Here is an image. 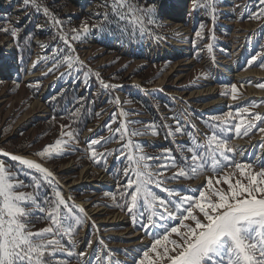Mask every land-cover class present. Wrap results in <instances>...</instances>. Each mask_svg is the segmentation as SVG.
<instances>
[{
  "label": "rangeland",
  "instance_id": "rangeland-1",
  "mask_svg": "<svg viewBox=\"0 0 264 264\" xmlns=\"http://www.w3.org/2000/svg\"><path fill=\"white\" fill-rule=\"evenodd\" d=\"M2 1L8 4L4 6ZM179 1L137 0V3L144 6L154 4L152 18L156 24L149 25V31L130 36L122 31L124 22L118 25L111 8L103 6L105 0H89L86 3L85 0H36V4L41 6L39 11L32 4L25 6L23 0H0V29L18 30L17 37H13L10 32L0 31V42L3 44L7 40L3 37L5 35L9 40L14 38L18 61L14 59L11 68L18 62L16 67L20 70L18 75L0 72V149L8 153L32 155L49 166L55 174L56 190L66 200L85 209L87 218L84 226L77 228L74 233V243L66 235L63 238L57 236L73 253L71 256L61 254L58 257L67 259L68 264H81L82 261L85 264H97L96 255L101 256L100 264H106L104 257L108 253L131 264L132 257L136 255L135 250L148 247L152 242V237L141 230L139 223L133 224L127 207L117 206L125 205L126 200L121 193L125 191L122 186L127 182L122 171L127 165V150L123 147L127 140H120L119 134H116L110 142L102 141L95 146L96 151L103 153V156L95 159L91 157L90 140L100 137L107 139L112 135L107 131L106 125L115 129L122 120H135L140 123L129 124V128L144 131L145 125L154 123L158 126L159 135H138L131 139L142 145L144 153L153 157H160L165 148L172 149V155L180 161L182 153L177 150V145L191 147L189 136L177 133L175 137L165 138L166 129L160 127L167 124L174 131V116L182 118L181 125L187 132H192L199 143L204 142L206 134L211 135L210 129L202 120L205 115H225L232 112L239 116L240 121L255 113L264 117V88L257 86L264 83V68L259 67V57L252 66L247 64L256 52H264V18L244 21L235 16L238 23L235 21L236 25H233L234 31L236 30L235 39H238L222 49H217L223 57L212 52H198L195 59L190 43L191 28L185 27L178 19L169 21L173 15H162L160 12L165 4V8L172 10ZM201 2L204 3L205 0ZM184 3L185 0L183 6ZM190 4L192 7V3ZM188 5L189 2L186 7ZM254 6L253 12L264 7L259 5V0L255 1ZM43 8H47L50 15H45ZM204 11L208 14L209 9L204 7ZM105 12L108 13L107 19L103 16ZM53 16L61 25L54 23ZM20 17L23 18V23H20ZM85 24L88 26L87 32L81 27ZM185 25L188 23L185 22ZM73 30L79 31V40L73 39L76 35ZM246 30L247 33H241ZM38 31L45 32L43 42L35 44L34 38ZM231 32L230 30L229 35L233 38ZM64 37L74 52H70ZM197 41H204V37H197L195 42ZM231 45L234 50H230ZM67 55L78 56L83 64L74 61L73 67L69 68L63 59ZM32 62L44 70L45 74L37 78H27ZM233 65H237V68L232 72L233 75L228 76ZM10 71L7 73H11ZM238 72H248L249 76L239 77L234 74ZM96 73H99V77ZM85 74L87 83L84 82ZM162 78L165 80L160 81ZM69 81L80 83V90L87 91L95 99V118L82 133L75 131L70 118L62 113L65 106H61L58 114H55L48 106L47 98L42 100L41 105L35 103L42 96L45 85L50 84L47 92L50 97ZM104 84L117 87L105 88ZM231 84L237 86V100L231 98ZM209 87L216 89L217 97L225 99L222 106L206 105L210 98L199 91ZM224 92L228 95H223ZM117 97L119 104L112 102ZM143 98L148 102L144 103ZM245 107L249 111L238 114V109ZM121 109L128 113L126 118L119 115ZM192 124L195 129L191 127ZM62 125L65 126L63 129ZM260 127H264V121L249 136H225L232 139V144L240 146L249 159L254 155L264 157V148L260 147V143L264 141V133L258 130ZM62 131H72L75 140L67 136L61 137ZM61 138L68 141L63 154H53L51 158L35 155ZM121 151L125 155H120ZM108 152L112 154L108 155ZM183 155L190 157L191 153L184 151ZM0 159L13 171L24 168L10 157L0 156ZM148 163L154 164L155 171V165L163 163V157L159 161ZM174 171L176 169H168L163 178L170 177ZM206 175L210 176L212 173L207 172ZM20 178L25 183H30L24 175ZM204 182L203 175L192 180H166L168 187L182 192L196 189ZM152 189L157 194L166 195L154 185ZM19 190L32 191L31 188ZM44 191L51 196L53 189L45 186ZM187 194L192 193L188 191ZM74 210L78 212V209ZM139 212H143L145 216L148 214L142 207ZM139 212L137 220L141 219ZM118 213L123 214L125 219L111 218ZM48 225V220L33 219L32 230L43 229ZM152 231L159 232L161 229L158 227ZM88 240L92 241L91 248L87 247ZM124 249L130 250V254L126 255ZM81 251H87L88 255L79 257L77 253Z\"/></svg>",
  "mask_w": 264,
  "mask_h": 264
},
{
  "label": "snow or ice",
  "instance_id": "snow-or-ice-1",
  "mask_svg": "<svg viewBox=\"0 0 264 264\" xmlns=\"http://www.w3.org/2000/svg\"><path fill=\"white\" fill-rule=\"evenodd\" d=\"M191 2L194 10L201 6L210 9L211 19L215 21V0H205L203 5L201 0ZM23 4H32L37 11L41 8L36 4V0H23ZM259 5L264 6V0H259ZM103 6L111 8L112 14L117 17L118 25L124 22L122 31L130 36L149 31L148 26L156 24L152 18L155 12L154 4L144 6L137 3V0H111L109 4L108 0H105ZM43 11L45 15H50L47 8H43ZM103 16L107 19L108 13L105 12ZM261 18H264V7H259L258 12H250L248 15V19ZM52 19L56 25H61L54 16ZM81 27L83 31H88L86 24ZM204 27L203 24L200 25L199 30L195 32L196 37L203 39ZM0 31L10 32L13 37L18 36V30L15 28H3ZM73 31L76 32L73 39L79 40V31ZM212 38L214 39V36ZM64 40L70 52H74L66 37ZM206 47L209 52L212 51L211 44ZM258 57L259 67L264 68V52L261 51L251 56L247 64L252 66ZM63 59L69 68L73 67L74 61L83 64L78 56L67 55ZM96 76L99 77V73H96ZM84 82L87 83V74ZM103 86L117 87L108 84ZM257 86L264 88V83ZM237 91L236 84H231L233 100L238 99ZM222 94L228 95L227 92ZM112 102L119 104V98ZM248 111L247 107L240 108L238 114ZM78 112L79 109L73 115ZM119 115L126 118L128 113L121 109ZM232 116L233 113L228 112L223 117H214L213 120L228 124L227 118ZM173 119L176 124L174 131L167 124L160 125L166 129L165 138L175 137L179 133L188 135L192 142L191 147L187 148L177 145V150L182 153L180 161L172 155V149L165 148L160 157H153L144 153L142 145L131 139L138 135H159L158 126L154 123L145 125V130L140 131L129 128V124L140 121L125 119L115 129L110 125L105 126L107 131L112 133L107 139L100 137L91 139L89 143L91 157L95 159L104 155L95 149L102 141L108 143L116 134H119L120 140H127L123 145L127 150V165L122 170L127 182L122 186L125 191L121 193L126 200L125 205L117 206H126L133 224L139 223L141 230L152 237L150 246L135 250L136 255L132 257L131 264H264V157L254 155L249 159L240 146L230 143V139L223 135L224 132H234L236 137L249 136L257 127L255 121H264V117L255 113L254 120L241 119L240 123L227 128H221L220 123L209 124L213 130L211 135H205L203 143H199L192 132L186 131L181 125V117L174 116ZM113 121L115 122V114ZM61 127L63 129L65 126ZM191 127L195 129L194 124ZM258 130L264 133V127ZM63 136L75 140L72 131H62L61 137ZM67 143L68 141L62 138L57 139L54 144L45 146L35 155L51 158L53 154H63ZM260 147L264 148V141L260 143ZM184 151L190 152L191 156L183 155ZM111 154L108 152V155ZM120 155H125V152L121 151ZM0 156L10 157L12 161L26 168L13 171L0 159V264H68L67 259L58 257L61 254L71 256L73 253L57 236L63 238L66 235L74 243V233L77 228L84 226L87 218L85 209L66 200L62 193L56 190L53 173L41 163L3 150H0ZM161 157L163 163L155 165L153 171L154 164L148 161H159ZM168 169L176 171L170 177L163 178ZM207 172L212 175H206ZM21 175L30 180V183H25V180L20 178ZM202 175L205 176V182L196 189L182 192L166 184L167 179L192 180ZM153 185L166 195L153 191ZM45 186L53 189L51 196L44 191ZM23 188H31L32 191L19 190ZM129 189L131 191H128ZM188 191L192 194H187ZM141 207L148 213L146 216L139 212ZM74 209H78V212ZM137 212L140 220H137ZM33 219L48 220L49 225L33 231ZM158 227L161 231H152ZM101 243L103 244V241ZM87 247H92L91 240H88ZM123 251L126 255L130 254L128 249ZM77 255L86 257L88 253L81 251ZM95 260L100 264L101 256L96 255ZM104 260L106 264H128L127 260L121 261L112 253L106 254ZM81 264L85 262L82 261Z\"/></svg>",
  "mask_w": 264,
  "mask_h": 264
},
{
  "label": "crops",
  "instance_id": "crops-1",
  "mask_svg": "<svg viewBox=\"0 0 264 264\" xmlns=\"http://www.w3.org/2000/svg\"><path fill=\"white\" fill-rule=\"evenodd\" d=\"M255 1L256 0H215L214 6L216 8V12L214 14L216 16V19L214 22L211 19L212 14L210 12V9L208 11V14H205L206 11H204L203 6L194 10L192 5L191 10L189 11L190 13L188 14V17L186 19V22L190 24L192 28V32L196 29L199 21H205L203 37H205L206 31L209 32V38L200 46L196 47V56L198 52H209L206 46L208 44H211V52L213 54H219L221 57H223L221 53H218L217 49H222L223 47L228 46V44H231V41L234 40L235 42V40L238 39H235V21L236 23H238V20H236L235 16L241 20L249 21L248 15L250 14V12H253L255 10ZM201 4L203 5L204 3L201 2ZM213 27H215L216 35L214 39L211 40L210 36L212 35ZM230 30L232 31L231 34L233 35V38H230L232 37L229 35ZM245 32L247 33V30L242 31L241 33ZM230 50H234V46L231 45Z\"/></svg>",
  "mask_w": 264,
  "mask_h": 264
},
{
  "label": "trees",
  "instance_id": "trees-1",
  "mask_svg": "<svg viewBox=\"0 0 264 264\" xmlns=\"http://www.w3.org/2000/svg\"><path fill=\"white\" fill-rule=\"evenodd\" d=\"M31 34L33 35L32 29ZM19 54H21L20 50ZM80 86V83L69 81L61 86V88L56 91V93H54L50 97H47L46 99L48 102V106L52 108V111L55 114H58L57 111L61 106H65V110H63L62 113L66 114L70 118L75 131H77L78 133H82L85 130L86 126L94 120L96 111V103L94 97L87 91H81ZM142 101L144 103L148 102L146 98H143ZM77 109H79L78 114L73 115V113H76ZM217 116L223 117L224 115L215 114L205 115L202 117L203 123L210 129L211 132L213 129L209 127V124L215 125L217 123H220L221 128H227L240 122L239 116L233 115L232 117L227 118L228 124H223L222 122L213 120V118ZM250 120H254V115L250 114L244 118V121ZM261 122L262 121H255L257 126H260ZM223 135H228L232 138L234 136V132H224ZM231 141L232 139H230V143H232ZM191 143L192 142L190 140V146Z\"/></svg>",
  "mask_w": 264,
  "mask_h": 264
},
{
  "label": "bare ground",
  "instance_id": "bare-ground-1",
  "mask_svg": "<svg viewBox=\"0 0 264 264\" xmlns=\"http://www.w3.org/2000/svg\"><path fill=\"white\" fill-rule=\"evenodd\" d=\"M75 1V0H74ZM88 0H85V3L87 2ZM3 2V1H2ZM189 1L187 0L186 1V3H184V5L185 6H183V2H182V0L179 2V4L180 5H177V6H175L172 10L171 9H168V8H164L162 11H163V14H165V13H169V14H172L173 15V19H169V21H172V20H181V18H182V16L185 14V12L187 11V10H190V8H191V4H189L187 7H186V4L188 3ZM2 4V3H1ZM3 4H4V6L5 5H7L8 4V2H6V3H4L3 2ZM180 8H181V10H180ZM169 10H171V11H169ZM178 17H180V18H178ZM187 44H189V43H187ZM15 59V58H14ZM13 59V60H14ZM13 60H11V61H9V62H7V61H4L5 63H4V65L6 64V66H4L3 65V62H2V64H1V66H0V69L1 68H7V69H5V70H2L1 71V73H3V74H9V75H18L20 72V70H18V67H16L17 65V63L18 62H15L16 64H14L13 65V67L11 68V63H12V61ZM236 68H237V65H233V67L230 69V71L228 72V76H231V75H233L232 74V72L234 71V70H236ZM12 69V70H11ZM11 70V71H10ZM11 72V73H7V72ZM45 74V71L44 70H42L40 67H37V66H35L34 64H33V62L31 63V67H30V70H29V72L27 73V78H37L38 76H40V75H44ZM235 75H237V76H239V77H247V76H249V73L248 72H238V73H234ZM165 80V78H162V79H160V81H164ZM49 89H50V84H47V85H45V87H44V89H43V92H42V96L40 97V98H38V99H36V104H38V105H41L42 104V100H43V98H44V96L45 95H47L48 93V91H49ZM201 94H205V95H208L209 97L208 98H210L209 99V101L206 103V105L207 106H211V107H215V106H222L223 105V103L225 102V99H222V98H220V97H217V95H216V89L214 88V87H209L208 89H206V90H200L199 91ZM0 150H2V149H0ZM10 153V152H9ZM10 154H14V155H20V156H23V157H25V158H28V159H32V160H35V161H37V162H39V163H41L44 167H46V168H48L52 173H53V175H54V177H55V174H54V172H53V170L49 167V166H47L46 164H43L40 160H38L37 158H35L34 156H32V155H27V154H23V153H10ZM82 205L84 204V203H81ZM85 205V204H84ZM93 212H96V209H93ZM91 215V214H90ZM111 218H114V219H116V218H119L120 220H123V219H125V216L123 215V214H121V213H118V214H116V215H113V216H111Z\"/></svg>",
  "mask_w": 264,
  "mask_h": 264
},
{
  "label": "built area",
  "instance_id": "built-area-1",
  "mask_svg": "<svg viewBox=\"0 0 264 264\" xmlns=\"http://www.w3.org/2000/svg\"><path fill=\"white\" fill-rule=\"evenodd\" d=\"M74 1V0H73ZM89 1V0H88ZM181 1V0H180ZM179 1V2H180ZM189 1V4H190V2H191V0H188ZM75 2V1H74ZM179 2L178 3H176L175 5L177 6V5H180L179 4ZM182 2H183V0H182ZM185 3H186V0H185ZM174 5V6H175ZM165 6H167L166 4L163 6V7H161L160 8V12L162 13V15H165V14H163V9L165 8ZM190 10H187L186 12H185V14L182 16V19H181V22L183 23V25L185 26V27H187V28H191L190 27V24H188V25H185V22H186V19H187V17H188V14L190 13L189 12ZM172 18V17H171ZM20 20H21V22L20 23H23V18L22 17H20L19 18ZM173 19V18H172ZM20 20H17L18 22L20 21ZM44 33L45 32H43V31H41V32H39L38 31V34L35 36V38H34V41H35V44H40V43H42L43 42V36H44ZM190 34H191V32H190ZM215 35H216V30H215V28H213V31H212V35H211V40H213V36L215 37ZM3 37H6L7 38V40H5L4 41V43L3 44H1V42H0V66H1V64H2V62H3V65H4V61H7V62H9V61H11V60H13L14 58L18 61V57L15 55L17 52H16V50H17V47H16V45L14 44L15 43V41L13 40L14 38H11V40H9V38H8V36L7 35H5V36H3ZM192 38H193V32H192V34L190 35V43H191V49L193 48V40H192ZM203 55H205V54H203ZM203 62H205V60H203ZM5 69H7V68H1L0 69V72L2 71V70H5Z\"/></svg>",
  "mask_w": 264,
  "mask_h": 264
},
{
  "label": "water",
  "instance_id": "water-1",
  "mask_svg": "<svg viewBox=\"0 0 264 264\" xmlns=\"http://www.w3.org/2000/svg\"><path fill=\"white\" fill-rule=\"evenodd\" d=\"M55 91H56V90H54V92H55ZM49 95H50V94L45 95L43 99L45 100Z\"/></svg>",
  "mask_w": 264,
  "mask_h": 264
}]
</instances>
